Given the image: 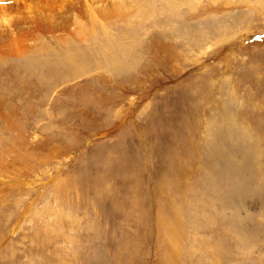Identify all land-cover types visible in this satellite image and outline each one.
<instances>
[{"label":"rangeland","instance_id":"374dc122","mask_svg":"<svg viewBox=\"0 0 264 264\" xmlns=\"http://www.w3.org/2000/svg\"><path fill=\"white\" fill-rule=\"evenodd\" d=\"M0 8V264H264V0Z\"/></svg>","mask_w":264,"mask_h":264},{"label":"bare ground","instance_id":"6f19581e","mask_svg":"<svg viewBox=\"0 0 264 264\" xmlns=\"http://www.w3.org/2000/svg\"><path fill=\"white\" fill-rule=\"evenodd\" d=\"M121 2V1H120ZM124 2V1H123ZM117 3V2H116ZM117 5V4H116ZM119 5H121L120 3H119ZM2 7H3V5H2ZM6 8V7H5ZM4 8V9H5ZM0 9H2V8H0ZM8 9V8H7ZM122 8H120V6L119 7H115L114 6V4H113V6L111 7V8H108L107 10H104L103 11V13L104 12H107L108 14H118L119 12H120V10H121ZM102 10V9H101ZM9 13V12H8ZM0 15H2V13L0 14ZM7 17V16H6ZM1 19V18H0ZM1 21V20H0ZM12 25V24H11ZM9 26V25H8ZM9 30V29H8ZM16 38V37H15ZM2 42H4V41H2ZM19 42V41H18ZM13 44H15V45H17L18 46V43H15L14 41H11V40H7V43H6V45L4 46L6 49L8 48V49H10L11 51H13V50H15V47H14V45ZM253 146V145H252ZM218 148V147H217ZM246 152V151H245ZM219 153V152H218ZM243 166V165H242Z\"/></svg>","mask_w":264,"mask_h":264}]
</instances>
